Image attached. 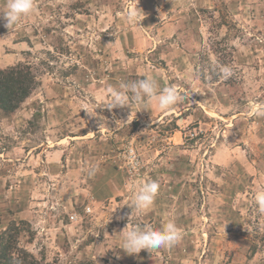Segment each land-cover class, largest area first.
<instances>
[{"label":"rangeland","instance_id":"1","mask_svg":"<svg viewBox=\"0 0 264 264\" xmlns=\"http://www.w3.org/2000/svg\"><path fill=\"white\" fill-rule=\"evenodd\" d=\"M20 62L40 84L0 111V230L24 222L21 245L50 264H264V0H34L13 30L0 22V68ZM145 76L190 97L104 107ZM149 180L153 204L132 213ZM168 220L175 246L119 248L127 225Z\"/></svg>","mask_w":264,"mask_h":264},{"label":"clouds","instance_id":"2","mask_svg":"<svg viewBox=\"0 0 264 264\" xmlns=\"http://www.w3.org/2000/svg\"><path fill=\"white\" fill-rule=\"evenodd\" d=\"M34 11V0H7L6 6L0 9V22L10 31L25 17L32 14ZM145 15L139 11H129L126 15V23L128 25L140 24ZM220 73L228 78L232 75V69L228 66L220 67ZM111 96V102L104 107L114 109L117 107L128 106L131 108L132 103L143 104L145 99L154 101L159 110L167 111L172 106L185 101L189 96L188 91L183 94L177 89L175 85L165 86L160 89L156 79L151 76L137 79L131 82L122 83L118 88L109 87L107 89ZM192 94V93H191ZM88 111V110H87ZM88 113L95 115V113L88 111ZM132 112L127 120H120L123 124L130 125L133 120ZM117 124V121H116ZM97 167L93 166L89 170V176H94ZM160 185L155 180L141 182L139 185H133V198L129 202L133 208L132 213H143L154 202ZM255 203L258 206L260 213L264 214V190L257 191L254 196ZM131 213V215H132ZM123 219V217H121ZM122 234V244L119 248L125 250L129 255L138 254L142 249L151 252L161 248L168 249L175 246L182 237V233L174 222L168 220L159 228H153L151 225H144L143 227H134L129 229L128 225L120 232ZM117 254V259H119Z\"/></svg>","mask_w":264,"mask_h":264},{"label":"trees","instance_id":"3","mask_svg":"<svg viewBox=\"0 0 264 264\" xmlns=\"http://www.w3.org/2000/svg\"><path fill=\"white\" fill-rule=\"evenodd\" d=\"M40 84L38 75L29 63L20 62L0 68V111L9 116L19 109ZM171 130H180L174 122ZM24 222L13 221L0 230V264H50L37 258L21 245Z\"/></svg>","mask_w":264,"mask_h":264},{"label":"built area","instance_id":"4","mask_svg":"<svg viewBox=\"0 0 264 264\" xmlns=\"http://www.w3.org/2000/svg\"><path fill=\"white\" fill-rule=\"evenodd\" d=\"M134 159H135V164H138V159L136 158V156H135V154H134ZM87 211L89 212V211H91V208L88 206V208H87ZM77 217V215H75V214H73V215H71V218L72 219H75Z\"/></svg>","mask_w":264,"mask_h":264}]
</instances>
